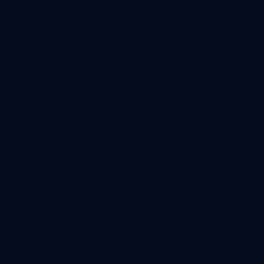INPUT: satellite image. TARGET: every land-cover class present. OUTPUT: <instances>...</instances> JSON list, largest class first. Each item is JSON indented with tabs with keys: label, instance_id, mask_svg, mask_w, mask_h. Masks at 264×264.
I'll return each mask as SVG.
<instances>
[{
	"label": "water",
	"instance_id": "1",
	"mask_svg": "<svg viewBox=\"0 0 264 264\" xmlns=\"http://www.w3.org/2000/svg\"><path fill=\"white\" fill-rule=\"evenodd\" d=\"M156 0H0V79Z\"/></svg>",
	"mask_w": 264,
	"mask_h": 264
}]
</instances>
